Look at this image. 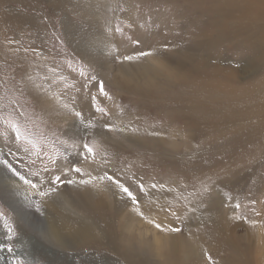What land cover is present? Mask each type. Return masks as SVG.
<instances>
[{"label": "rangeland", "instance_id": "374dc122", "mask_svg": "<svg viewBox=\"0 0 264 264\" xmlns=\"http://www.w3.org/2000/svg\"><path fill=\"white\" fill-rule=\"evenodd\" d=\"M227 3L0 0V158L11 148L16 157L8 158L34 183L70 166L115 174L144 213L133 218L131 201L100 181L93 198L89 187L61 190L76 202L69 214L57 201L41 203L0 166V264H235V251L218 242L213 221L248 245L252 264H264V125L249 108L264 88V62L255 58L264 57V18L223 22L219 10ZM126 55L156 71L155 82L120 75ZM97 120L115 131L96 133ZM89 123L94 127L85 128ZM84 143L94 159H83ZM68 178L81 177L69 172ZM201 181L213 185L203 203L193 195ZM48 211L94 221L102 236L45 238L40 222L46 226ZM156 236L175 246L167 259ZM189 237L201 253L192 263L180 258Z\"/></svg>", "mask_w": 264, "mask_h": 264}, {"label": "bare ground", "instance_id": "6f19581e", "mask_svg": "<svg viewBox=\"0 0 264 264\" xmlns=\"http://www.w3.org/2000/svg\"><path fill=\"white\" fill-rule=\"evenodd\" d=\"M227 1H228V3L224 7V9L219 10L220 15L218 17H220L221 21H223V22H225L224 21L225 19L226 20L227 19H238L239 18L238 15H240L242 17L252 18V19L253 18L263 19L264 18V0H227ZM102 40L104 41V43L106 42V45L105 46L111 44V42H110L109 39H106L105 40V39L102 38ZM100 45L102 46L103 43H100ZM113 45H115V44H113ZM116 45H118V44H116ZM255 58H256V61L257 62H259L260 60L264 62V57L262 55L261 56H258V54H257ZM122 64L123 65H120L119 64V66H117L116 70L118 71V73L120 75H123L125 77H126V74L127 75H130L129 76L130 79L132 77H137L138 78V77H141L142 76V78H144V80H145L146 83L152 84L153 82H155V79L158 77L156 71H154L151 68H149L148 66L144 65L143 63H141V61L136 60V61H132L131 63H130V61L127 63L126 61L123 60ZM164 72H165V70H164ZM166 73H167V71H166ZM174 74H175V72H174ZM259 87H260V85H259ZM261 91H262L261 92V95H259L257 98H255V100L253 101V105L250 104L252 106L249 107V108H250V110H252V113L254 114V116H257L256 119L258 117H261L260 118L261 119L260 122L263 123V125H264V88ZM71 114H72V112H71ZM67 115L69 117V114H67ZM242 116H240V118ZM238 118H239V115H238ZM250 122H253V121H250ZM233 123H234V121H233ZM103 127H104L103 121L102 120H97V122H96V129H95L96 133L98 132L100 134H103V132H104ZM237 127H238V125H237ZM240 127H242V126L240 125ZM242 128H245V127L243 126ZM111 130L113 132L115 131V129H112V128H111ZM118 131H120L119 134H123V130H118ZM250 132H252V131H250ZM250 135H252V133ZM256 135H258V134H256ZM163 140H164V138H163ZM91 173H93V175H101L100 172H96V171H91ZM87 178L88 177H85V179H87ZM94 183H95L94 185H98V188L100 187L99 184L101 182L99 180L95 181ZM105 187H106V191L108 193H113L115 195V197H118L117 195H122L119 192V190L116 188L115 185H111V184L107 183V185ZM96 188H97L96 186H89L88 189L90 190V192H89V194H86V195H88V197L90 196V198L95 197L97 195L95 193L96 192ZM81 194L83 195V193H81ZM53 201H57V203H58L59 206L57 204L56 205L58 207H60L61 205H63L65 207V210H68L69 214H72V210H74L76 208V206H77L76 205V202L75 201L73 202L72 200L68 199L67 196H66V194H64L63 192H62V194L60 196H58L57 198H55V200H53ZM90 201H91V199H90ZM60 203H61V205H60ZM213 203H216L217 206L219 204V203H217L215 201ZM213 205L215 206V204H212L211 206H213ZM131 210H132V216H133V218L134 217L136 218V217L139 216V215H137V209L135 208V206ZM208 218L210 219V217H208ZM140 219H141V217H140ZM80 221L81 222L75 221L71 217H63L62 216V218H61L59 215H56V214H54L52 212H49V211L46 212V215H45V224H46V227L48 228V231H49L50 235L54 236L57 242L67 243L68 242V239L70 241V238L71 239H73V238L74 239H76V238H82L84 236H87L89 233H92V236H95V235H97L96 233H98V235H99V234H101V232H103V230H101V226H99L94 221H84V220H80ZM213 223H215L214 224V227H215L214 230H215V233L217 235L218 242L221 241L222 243H224V245L226 247H229L233 251H235V254H236L235 255V257H236L235 264H250L252 262L251 261L252 257L250 255V252L248 251V245L247 244L241 245L239 242H237L239 240V238H237V240L235 238H231L232 235H228L227 234V232H228L229 229H228V226L224 222H221V221L220 222H215V221H213ZM101 236H102V234L100 235V237ZM179 239H180V237H179ZM194 240H196V239H194ZM194 240H192L190 237L187 240H183V243H182V251H181V254H180V258L182 259V261L188 262V263H192L193 261H197V260L200 259L201 253L198 251L199 248H197L199 245L196 247ZM153 241H154V245L156 246V248L158 249V251L161 250V252L163 253V258L167 259L169 257V255H170V253H171L170 252V249H172V248H170V247L173 245V244L171 245V240L169 239V237L163 236V237L159 238V236H158V238H157V236H156L155 238H153ZM152 243L153 242H151V244ZM179 244H180V242H179ZM149 247H151V246H149ZM173 247H175V246L173 245ZM148 248H146V249H148ZM179 248H180V246H179ZM148 250H151V249H148ZM0 259H3L4 260V257H3L2 254L0 255ZM3 260H1L2 261L1 263H3ZM192 264H194V263H192Z\"/></svg>", "mask_w": 264, "mask_h": 264}, {"label": "snow or ice", "instance_id": "6c2138e0", "mask_svg": "<svg viewBox=\"0 0 264 264\" xmlns=\"http://www.w3.org/2000/svg\"><path fill=\"white\" fill-rule=\"evenodd\" d=\"M131 27V25H129ZM119 31V29H117ZM137 44H139V41H136ZM152 55L151 52H140L139 56H150ZM133 59L132 56H124L125 61H131ZM91 79L95 80V77H92ZM100 91L101 93L104 92V85L101 82L100 85ZM75 117L80 118L81 112L76 111L74 113ZM103 116H108L107 112H102ZM8 123H11L10 121ZM12 130L15 132V140L19 141L21 139V134L19 128L16 126V124L11 123ZM94 126L89 123L85 125V128L91 129ZM104 127L107 130H111V127L106 123ZM34 146V145H33ZM70 147H76V145H70ZM83 150L88 155L83 156L84 160H88L89 157H92L94 159L95 153L93 148L88 144H83ZM19 151V149H17ZM77 155H83L82 153H77ZM16 157V152H13L11 148L7 153L3 154V157L0 158V166H2L4 169L7 170V172L11 173L12 176L17 177L19 181H22L25 185H28L31 189L35 190V194L38 195L41 199V203L44 201H47L49 199L55 200L58 196L62 194L61 190H67V186H74V187H89V186H96L94 185V181H107L111 185H115L116 188L119 190V192L126 197L129 201H131V204L135 206L137 209V215H139L141 218H144V213L140 211V204L136 197V195L133 193L131 188L127 186L125 183L122 182L121 178L117 177L115 174H110L109 172L105 171L103 175H93V173L88 172L85 173L80 167H74L70 166L67 171L60 170L59 174H52L50 175V178L45 182L44 180H40L38 183H34L33 181L27 179L25 176L20 175L19 172L16 170L15 165L13 163V160H10L8 157ZM50 163L52 165H56V161L54 159H50ZM45 172L49 171L48 166L46 165L44 168ZM69 172L77 174L79 177H81L79 180H73L68 178ZM87 176V179H84L83 177ZM153 188H156L157 186L155 184L152 185ZM195 187V186H193ZM140 190L143 191V186L141 185ZM213 190V185L209 183H205L204 181H201V187L194 191L193 195L201 200V203H203V198L210 195L211 191ZM199 206V205H198ZM239 207V206H238ZM36 212L39 213L41 216H44L43 209L41 205L36 206ZM154 223V222H153ZM41 235L45 238L51 239V235L48 231V228L44 225V222L41 221ZM155 227L160 231H165L163 227H161L160 224H155ZM167 231L172 233H178L181 231V229L177 227H171L168 228ZM8 252H12L13 250L11 248L7 249Z\"/></svg>", "mask_w": 264, "mask_h": 264}]
</instances>
